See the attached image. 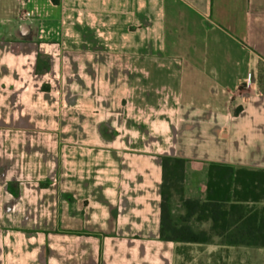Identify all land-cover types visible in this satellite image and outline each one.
Segmentation results:
<instances>
[{"label": "crops", "instance_id": "0c3cea01", "mask_svg": "<svg viewBox=\"0 0 264 264\" xmlns=\"http://www.w3.org/2000/svg\"><path fill=\"white\" fill-rule=\"evenodd\" d=\"M162 157L264 172V0H0V264H259L159 239Z\"/></svg>", "mask_w": 264, "mask_h": 264}, {"label": "trees", "instance_id": "16d2710c", "mask_svg": "<svg viewBox=\"0 0 264 264\" xmlns=\"http://www.w3.org/2000/svg\"><path fill=\"white\" fill-rule=\"evenodd\" d=\"M58 5L60 0H51ZM40 61L41 58L39 59ZM38 61V71H40ZM40 66V67H39ZM162 201L159 239L164 242L210 243L212 236L222 237L223 244L264 247V207L244 208L242 202H260L264 198V172L210 164L207 198H183L185 160L162 157ZM240 184L241 188L231 186ZM183 214L173 212L175 198ZM212 221L211 231L201 229L203 215Z\"/></svg>", "mask_w": 264, "mask_h": 264}, {"label": "rangeland", "instance_id": "374dc122", "mask_svg": "<svg viewBox=\"0 0 264 264\" xmlns=\"http://www.w3.org/2000/svg\"><path fill=\"white\" fill-rule=\"evenodd\" d=\"M173 212L176 216L183 214L182 209L178 206V198L176 197L173 202ZM254 256L256 257L259 264H264V250L255 251ZM246 258L243 260V264H249V261H245ZM248 260V259H247Z\"/></svg>", "mask_w": 264, "mask_h": 264}, {"label": "built area", "instance_id": "2783aa9c", "mask_svg": "<svg viewBox=\"0 0 264 264\" xmlns=\"http://www.w3.org/2000/svg\"><path fill=\"white\" fill-rule=\"evenodd\" d=\"M24 15H25V16H29L30 13H29V12H25Z\"/></svg>", "mask_w": 264, "mask_h": 264}]
</instances>
